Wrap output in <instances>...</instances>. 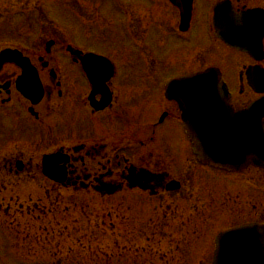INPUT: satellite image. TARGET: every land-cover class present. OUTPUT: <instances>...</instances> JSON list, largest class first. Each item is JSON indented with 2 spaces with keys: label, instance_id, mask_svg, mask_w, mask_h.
Masks as SVG:
<instances>
[{
  "label": "flooded vegetation",
  "instance_id": "flooded-vegetation-1",
  "mask_svg": "<svg viewBox=\"0 0 264 264\" xmlns=\"http://www.w3.org/2000/svg\"><path fill=\"white\" fill-rule=\"evenodd\" d=\"M72 1L65 10L71 13L76 7L82 11L85 30L82 36L73 37L68 31L48 37L55 47H62L61 51H55L59 55L52 50L24 52L37 67L44 84L42 100L32 103L16 89L15 82L22 68L6 63L0 71V84L9 82V86L0 89V106L10 117L26 116L30 127L36 128L46 112L52 114L51 118L71 115V129L78 128L82 118L83 137L69 136L65 144H55L50 150L69 155L67 185L103 187L119 195L135 190L147 198L162 199L155 209L161 208L162 211H158L165 219L170 218L168 213L175 211L171 202H164L174 194L179 198L190 194L200 203L199 215L203 214L205 205L210 204L211 209L206 208L209 219L228 221L212 236L202 228V232L195 233V243L185 242L187 235L176 237L173 250L190 251L194 244L202 248L207 245L203 248L207 256L200 264L205 260L206 264H214L216 249L220 247L231 248L230 254L236 255L245 240L242 234L232 233L231 229L248 223L264 224V156L259 154L264 150V0H151L147 8H138L137 0H116L115 3L112 0V4L118 5L114 21L101 12L106 4L104 0ZM200 2L207 11V29L198 33L196 17ZM190 4L191 12L187 14ZM140 9L148 12L142 14ZM249 10L254 12L250 14ZM79 36L81 46L76 43ZM112 39L125 43L114 44L113 50L107 52L98 44L110 43L105 41ZM78 51L101 54L113 62V74L108 79L105 66L94 93L89 66L86 62L82 64ZM117 59L121 67L125 65L123 70ZM64 62L68 65L64 67L65 73L60 70ZM136 68L142 71L139 75ZM208 68H215L222 75L230 93L226 107L221 108L219 101L215 109L220 114L216 135L220 136L222 144L230 147L228 149L235 146L243 150L249 145L247 149L257 152L258 157L245 156L237 164L210 163L201 156L204 149L200 137L196 134L197 142L191 139L183 110L176 100L161 94L162 104L158 103L157 111L163 119L159 117L157 124L153 114H149L152 107L148 101L143 109L135 98L138 90L142 94L150 88L165 91L170 80ZM123 75L145 86L138 88L137 83L120 82ZM138 117L142 124L140 131ZM99 118L117 122L113 126L103 125L96 122ZM171 119L179 124V132H167L159 137L158 127ZM79 164L84 167L81 172ZM29 166L32 167V160L28 165L24 162L22 172ZM38 167L41 170L40 164ZM13 168L14 161L11 162ZM174 169L177 172L171 174ZM92 170L102 173L99 175ZM103 170L108 171L107 176H112L111 181L105 180ZM172 180L179 182V189H167ZM246 197L258 200L252 203L255 216L250 218V208L242 213L236 210V204L244 202ZM160 228H150L146 233L148 243L131 245L130 250L148 256V251L154 250L152 242L157 240L153 236L155 230ZM225 232L228 236L219 240L220 234Z\"/></svg>",
  "mask_w": 264,
  "mask_h": 264
},
{
  "label": "rangeland",
  "instance_id": "rangeland-1",
  "mask_svg": "<svg viewBox=\"0 0 264 264\" xmlns=\"http://www.w3.org/2000/svg\"><path fill=\"white\" fill-rule=\"evenodd\" d=\"M104 1L106 4L101 12L105 16H111L114 21L117 17L115 8L118 7L114 5L116 0L113 4L112 0ZM72 2L0 0V49L17 47L27 52H46V40L54 34L69 31L73 37L82 36L85 30L80 23L82 17L78 16L82 11L76 7L71 13L65 10ZM150 2L151 0H137L138 8H147ZM140 11L142 14L148 12L147 9ZM196 19L198 33L207 29V11L203 2L199 4ZM80 36L75 39L81 46ZM105 42L113 44H98L102 49L107 48L110 51L114 44L125 43L117 39ZM61 48L54 45L52 51H61ZM117 62L123 70L125 65L121 67L119 59ZM67 66L66 62L60 64L61 72L65 73L64 67ZM136 70L137 75L142 72L140 68ZM120 82L137 83L138 88L145 86L136 79L124 78V75ZM150 89L143 91L144 94L138 90L139 94L135 98L137 97L139 105H143V109L148 101L152 107L149 114H153L154 120L158 122L161 113L157 109L158 103L162 104V89L159 92L155 88ZM124 93L128 95L127 92ZM19 116L10 117L5 111L0 112V264H200L204 256H207L203 250L207 245L202 248L201 245L194 244L190 251H177L173 248L177 243L175 238L180 235L183 238L188 236L185 242L195 243V233L202 232V228L203 232L212 236L228 221L209 219L206 208L210 210V204L205 205L201 216L197 211L200 203L194 196L185 194L179 198L178 194H174L168 201L164 200V204L171 202L175 211L173 214L168 213L170 218L165 219L160 217L163 215L159 212L162 209H155L162 199L147 198L135 190L119 195L92 185H56L42 175L38 164L41 163L42 156L54 148L55 144H65L69 136L83 137L85 132L82 118L79 127L73 128V131L69 126L71 115L51 118L52 114L46 112L41 123H37V128L30 127L26 116ZM138 118L140 131L142 124L140 117ZM96 122L113 126L117 120L99 118ZM22 123L24 130L21 129ZM16 128H19L17 132ZM121 128L125 131L124 126ZM92 130L94 123L90 126V131ZM157 130L159 137L167 132H179V124L171 119ZM20 158L27 165L32 160V167L19 172L15 161ZM78 168L81 172L84 167L79 164ZM92 171L96 174L102 173L98 170ZM170 172L172 174L177 170ZM107 173L108 171L104 172L105 175ZM112 179V176H105L106 181ZM186 189L189 190V186ZM256 201L258 200L246 197L244 202L236 204L237 212L241 210L242 213L250 208L249 218L255 216L252 203ZM154 218L164 219L161 222H152L151 219ZM157 227L161 228L155 230L157 235L153 236L157 240L152 242L154 250H149L148 256H140V251L130 250L131 245L148 243L146 233L150 228ZM179 258L182 260L179 261Z\"/></svg>",
  "mask_w": 264,
  "mask_h": 264
},
{
  "label": "water",
  "instance_id": "water-1",
  "mask_svg": "<svg viewBox=\"0 0 264 264\" xmlns=\"http://www.w3.org/2000/svg\"><path fill=\"white\" fill-rule=\"evenodd\" d=\"M188 13V11H187ZM52 42L48 43V48ZM90 60L91 76L98 73L103 65L99 60H104L103 57L94 58L87 57ZM101 58V59H100ZM16 62L25 70L23 76L17 82L19 90L37 102L43 95V86L39 80L35 68L30 64L27 57H24L20 50L7 48L0 52V69L6 62ZM93 65H96V67ZM94 85H98V81L91 77ZM223 81L215 69H209L206 72L184 76L180 79L171 81L166 90V95L169 98L178 100L184 110L183 118L188 124V129L191 132L192 138L196 141L194 133H198L201 138L202 148L206 150L204 156L206 160H212L221 164L234 163L237 164L241 158H246L250 155L258 157V153L254 150L235 148L228 149L226 144H222L220 136L216 135L217 131L216 119L219 118V113H214V107L218 102L221 103V108L226 107L227 93L222 90L221 85ZM224 88V87H223ZM199 100V103L195 101ZM203 105V106H202ZM219 107V106H218ZM200 110V114L198 111ZM222 112V111H221ZM216 117V118H215ZM220 130V129H218ZM201 131V132H200ZM230 145V144H229ZM262 153V154H261ZM259 153L264 156V150ZM60 154L46 155L43 161V172L58 182H64L67 176L66 167L60 165L68 158L61 157ZM19 167L22 165L19 163ZM179 186L172 182L168 185L169 189H176ZM232 233L242 234L244 237V247H242L241 255H238L237 263L239 264H264V226L258 224H249L239 227ZM230 232V233H231ZM225 236V234H224ZM228 236V234H226ZM222 249V248H221ZM221 254L220 264H226L228 257L226 250Z\"/></svg>",
  "mask_w": 264,
  "mask_h": 264
}]
</instances>
